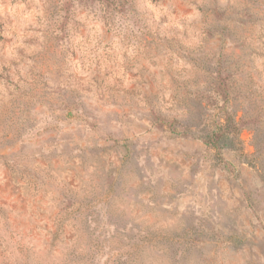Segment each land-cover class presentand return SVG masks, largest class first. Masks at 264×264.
<instances>
[{
  "label": "clouds",
  "instance_id": "clouds-1",
  "mask_svg": "<svg viewBox=\"0 0 264 264\" xmlns=\"http://www.w3.org/2000/svg\"><path fill=\"white\" fill-rule=\"evenodd\" d=\"M0 264H264V0H0Z\"/></svg>",
  "mask_w": 264,
  "mask_h": 264
}]
</instances>
